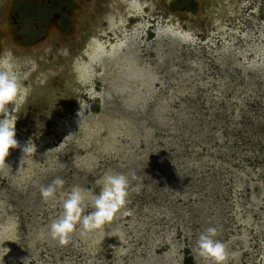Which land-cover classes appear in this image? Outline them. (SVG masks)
Returning a JSON list of instances; mask_svg holds the SVG:
<instances>
[{
    "label": "rangeland",
    "instance_id": "rangeland-1",
    "mask_svg": "<svg viewBox=\"0 0 264 264\" xmlns=\"http://www.w3.org/2000/svg\"><path fill=\"white\" fill-rule=\"evenodd\" d=\"M190 1L146 0L117 25L133 65L100 78L94 69L92 92L54 77L43 99L14 114L20 146L0 166V264H210L196 248L209 227L226 246V264H264V0H194L195 9ZM82 3L80 22L93 25L89 10L109 17L118 5ZM12 5L29 12L19 27L8 20ZM0 8L1 46L13 57H0V70L10 65L19 77L26 69L16 58L40 50H51L57 67L77 38V29L57 26L43 39L52 18L40 3ZM29 140L35 153L22 151ZM113 173L129 178L126 205L103 230L81 236L77 225L60 245L50 225L64 193L98 194ZM57 177L65 183L46 202L40 189ZM84 208L93 210L87 193Z\"/></svg>",
    "mask_w": 264,
    "mask_h": 264
},
{
    "label": "clouds",
    "instance_id": "clouds-1",
    "mask_svg": "<svg viewBox=\"0 0 264 264\" xmlns=\"http://www.w3.org/2000/svg\"><path fill=\"white\" fill-rule=\"evenodd\" d=\"M21 87L18 76L8 70H0V166H6L4 161L9 154V149L16 148L19 141L15 139L16 117L10 115L8 105L14 104L19 88ZM16 109L13 108V112ZM23 153H35L36 146L29 140L22 148ZM135 178V177H133ZM65 181L57 177L46 187H41V197L47 202L55 199L58 188H62ZM129 178L123 173L106 174L98 194L88 193V190L73 186L70 192L64 193L62 211L50 225V236L60 245L69 243L70 234L80 226L81 236L95 230H103L110 224L127 203ZM86 193L91 196L92 211L84 214ZM114 235V233H107ZM217 229L209 227L200 234L196 248L201 258L210 264H226L228 253L225 244L216 239Z\"/></svg>",
    "mask_w": 264,
    "mask_h": 264
},
{
    "label": "bare ground",
    "instance_id": "bare-ground-1",
    "mask_svg": "<svg viewBox=\"0 0 264 264\" xmlns=\"http://www.w3.org/2000/svg\"><path fill=\"white\" fill-rule=\"evenodd\" d=\"M3 1L4 0H0V7L2 6ZM116 1L118 5L125 4L124 10L120 13L117 8L118 5H115L114 3L112 5L113 9H110L109 12L112 15L109 17H100L98 12H92L91 15H95L94 17L97 18V23L95 25H93V23H88L83 26L80 32L81 37L77 44L65 50L63 56L55 59L54 64H57V67L52 68L53 65L48 60V55L51 53V50L49 52L40 50L35 54H26L22 55V57L18 56L16 58L20 63L19 65L23 66H18V69L23 68L26 69V71H18V78L21 87L19 88L14 104L7 106L10 115L19 114L21 108L26 103H29V100L32 98L43 99V89L54 77L58 76L67 78L71 85L82 88L86 87L89 89V87H92L91 80L94 77V69H98L99 72L97 73V76L100 78L105 75V71H112V68H116V64L118 63H123L124 65L134 64V57L132 54L128 53L127 55L125 54V56H122V51L127 49V45L125 46L127 41L126 39L121 40L120 36L123 34L117 31V25L123 23V17H126L129 12L141 11L142 6L146 5L144 3L146 0ZM228 18H232V15H229ZM100 22L105 25L104 29L99 28L98 23ZM94 26H97V31ZM216 34H218V32ZM170 35L173 38L176 37V39L180 40L182 44H185L188 41L187 38L182 36H177L172 33H170ZM2 54H4L5 57L11 56L8 53V49ZM248 68L250 69L251 67ZM249 71H251V69ZM130 75L131 74H129V76ZM131 77L132 76H130V78ZM104 83L107 82L104 81ZM109 89L111 93H113V91L115 92L114 85L110 84ZM89 91L92 92V88ZM86 94H89L88 91ZM13 108L16 109L14 112L12 111ZM0 117V119L3 118V116ZM3 177H5L4 173L0 174V180L3 179ZM114 238H116L115 233L112 235V241ZM111 245L113 249V244Z\"/></svg>",
    "mask_w": 264,
    "mask_h": 264
},
{
    "label": "flooded vegetation",
    "instance_id": "flooded-vegetation-1",
    "mask_svg": "<svg viewBox=\"0 0 264 264\" xmlns=\"http://www.w3.org/2000/svg\"><path fill=\"white\" fill-rule=\"evenodd\" d=\"M30 1L33 3H40L41 5H45L46 8H48V10L50 11L52 19H50L48 21V22H50V25L48 24L46 26V30L44 31L45 35H43V37H42L43 39L45 38L46 35H48L50 33V31L52 32L53 28H57V26H59V29H58L59 31L62 30L64 32H66V29L68 26H71V29L72 28L77 29V38L74 40L75 42L73 43L72 47L77 44V42L80 40V37H81L80 32H81L83 26L86 25V24L81 23L80 19L78 17V16L82 15V14L78 15V12L80 11L79 7L81 8V5L83 4L82 0H30ZM101 4H102V2H101ZM190 4L193 6V9L196 8V2L194 0H191ZM12 6H11L12 9L10 11L12 15H11V17L8 16V20L11 23H15V25L17 27H19L20 24H25L26 21L28 20L29 12H27L24 8H22V6H16V5H12ZM0 10H1V8H0ZM90 11L91 10H89V12L87 14L89 16L91 15ZM32 31H33V35L35 36L34 29H32V28H29L28 30H26V35L29 34L31 36L30 33ZM8 32L11 35V33H12L11 29H8L7 33L4 32L5 35H2V36H6L8 34ZM4 33H2V34H4ZM36 37L37 36H35L33 38V40L31 39L32 40L31 43L35 42L39 38V37H37V38ZM1 45H2V37H0V57L4 56V54H2V53L5 52L6 49L9 50L8 46H5V45L1 46Z\"/></svg>",
    "mask_w": 264,
    "mask_h": 264
}]
</instances>
